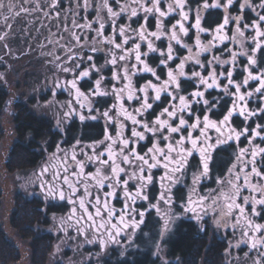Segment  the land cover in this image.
<instances>
[{"label":"snow or ice","instance_id":"1","mask_svg":"<svg viewBox=\"0 0 264 264\" xmlns=\"http://www.w3.org/2000/svg\"><path fill=\"white\" fill-rule=\"evenodd\" d=\"M111 3L115 9L110 0H100L95 6L90 0H71V7L69 0H49L43 5L48 11H43L36 0L32 9L23 10L11 0H0V12L9 13L6 21L11 14L31 11L55 22L53 35L59 39L49 44L55 43L63 54L55 55V63L66 79L56 77L49 91L66 90L73 97L67 102L65 119L76 116L81 122H104L102 140L82 144L76 139L70 148L61 147L67 140L55 145L52 158L57 164L42 166L33 182L41 202L49 207L59 206L58 202L71 204L68 219L76 218L71 229L74 235L97 244L102 251L123 248L121 255L134 246L138 231L144 234L146 217L160 213L161 204L167 209L159 234L163 240L175 217L174 209L179 207L198 222L208 218L218 227L240 230L236 246L246 243L257 250L255 264H261L264 223L255 220L264 219V0L255 4L253 0H203L194 9L187 0ZM233 6L236 15L229 14ZM213 8L223 9L222 22L205 29L201 10ZM247 9L256 15L251 22L245 20ZM89 13L95 19L89 20ZM173 15L179 19L165 29L164 20ZM190 15L196 32L192 46L182 39L189 36L185 24ZM149 18L155 19V30H149ZM121 19L126 23L119 24ZM133 23L138 27H132ZM229 25H234L232 36L226 31ZM106 27L110 35H105ZM204 32L212 36L207 44L200 39ZM162 39L167 41L165 49L155 44ZM174 45L186 49L187 55L180 56ZM217 49L228 58L216 55ZM153 53L160 57L156 67L149 64ZM98 54L105 57L109 77L96 65ZM240 57L246 59L243 67ZM144 73L152 79L137 87L135 80L143 79ZM235 73L242 79H234ZM93 76L98 78L93 80ZM106 79L114 82L110 89L102 87ZM182 80L191 82L193 90L182 87ZM82 82L91 84L87 93L81 90ZM250 102L257 107L249 109ZM106 104L109 106L104 107ZM236 116L242 118L239 130L233 126ZM57 129L62 132L59 120ZM242 138L244 147L240 146ZM232 148L236 151L230 166L216 175L214 157ZM193 158L198 162L191 163ZM205 182L215 187L201 193ZM155 185L160 192L150 200L148 193ZM181 185L191 187L186 197L176 198L173 191ZM137 202L142 210L137 209ZM60 230L67 233L69 228L62 222ZM155 247L159 254L160 244Z\"/></svg>","mask_w":264,"mask_h":264},{"label":"trees","instance_id":"2","mask_svg":"<svg viewBox=\"0 0 264 264\" xmlns=\"http://www.w3.org/2000/svg\"><path fill=\"white\" fill-rule=\"evenodd\" d=\"M11 2L19 5L22 10L23 8L32 9L34 7L33 0H11ZM48 2L49 0H36V3L41 8ZM90 2L95 6L99 0H90ZM202 2L203 0H187V3L193 9ZM257 2L258 0H253L254 4ZM121 3H123V0H121ZM221 3H223V0H221ZM110 5L114 9L116 8V5L112 4L111 0ZM68 6L71 7V0H69ZM160 7L164 10L165 4L161 3ZM20 9H17V11H20ZM43 11H48V9L43 8ZM61 14L63 15V8H61ZM229 14H237L235 6L229 9ZM7 15H9L7 10L0 12V37H3V39H0V168L4 165L8 173H13L16 171L32 170L38 167V165L45 163L48 152L55 150V145L63 140H67V143L61 146L69 148L75 143L76 139L81 140L83 144L101 139L104 122L102 120L81 122L78 117H73L63 124L61 132L54 128L52 117L33 112L31 106L35 105L36 102L49 100L51 97L49 89L52 87L54 79L56 77L66 79L55 63V55L63 54L58 52L55 43L49 44V41L55 42L59 39V37L53 35L57 29L52 26L55 22L50 23L40 12H36L34 15L31 11L28 15L20 14L16 16L15 14H11V18L6 21L4 17ZM201 16V26L211 30L222 22L224 11L222 8H213L207 11L201 10ZM87 18L93 20L95 19V15L89 13ZM178 18V15L167 17L164 20L165 29L170 28ZM105 19H107L106 16ZM254 19H256L255 12L247 9L245 11V20L251 22ZM194 22V16L190 15L185 25L189 28V36L182 37L184 43H187L189 46L193 45L196 35L195 29L191 28ZM118 23L123 24L126 21L121 19ZM132 27L135 28L138 25L133 23ZM233 27L234 25H229L226 30L229 36L233 34ZM148 28L149 30H155L154 18H149ZM253 34L246 33L247 36ZM105 35H110L107 27ZM200 39L202 43L207 44L212 39V36L209 32H204L200 35ZM155 44L156 47L165 49L167 41L162 39L155 42ZM228 46L233 47L231 44ZM174 47L180 56L187 55L186 49L175 45ZM246 47L248 46L246 45ZM215 54L221 56L223 59L228 58L219 49L216 50ZM104 59L105 57L98 54L96 65L101 68L102 74L105 77H109L111 73L108 68L104 67ZM159 59V54L153 53L149 58V64L156 67ZM239 64L243 67L246 64V59L240 57ZM219 70L217 68V71ZM141 75L143 79L135 80L137 87L152 79L150 74L144 73ZM96 78L98 77L93 76V80ZM234 79L239 81L242 79V75L235 73ZM46 81H48L50 87L46 88ZM113 83L106 79L102 87L110 89ZM184 86L188 87V91L193 90L191 82L182 80V87ZM90 87L91 84L87 82H82L81 84V90L85 93L88 92ZM251 87L252 85L250 84L249 88ZM54 95L57 96L55 97L57 101L66 100L71 97L66 91L54 90ZM109 102L111 103V100ZM108 106L107 104L104 105V107ZM97 107H100V105H97ZM256 107V103L250 102L248 104L249 109ZM5 117L10 119L11 127L15 129L14 135L16 138L11 145L8 147L4 146L2 150L7 131L3 125ZM241 121L242 118L239 116L233 119V126L238 130L242 127ZM240 146H246L243 138L241 139ZM235 151L236 149L232 148L229 151L221 152L218 158L214 157V171L216 175H220L226 166H230L232 154ZM194 162H198L196 158ZM190 187L191 185L188 186V188ZM213 187H215L214 184L205 182L200 192L203 193ZM188 188L182 185L179 186L178 190L174 191L173 196L176 198L186 197ZM14 195L12 202L14 207L9 215L10 224L14 229L15 236L26 242L30 249L29 264H50L49 250L53 237L47 234V231L42 227L45 228L50 223L51 213L63 211L64 205L49 207L46 203L41 202L40 193L38 195L35 193L29 195L17 191ZM154 195L156 196L155 191L151 194L150 200ZM3 197L0 184V208ZM179 202L183 204L184 200L180 199ZM174 212H178L181 217L176 222L171 234L164 241L167 246L165 247V259H161L158 255L154 254L151 248H139V250L129 252L128 257L116 259L113 264H165V262H168V264H177V262L178 264H242L239 257L249 258L250 256L255 261L258 258L259 252L257 250L253 251L254 256L248 252L249 245L239 244L238 247L236 246L242 236L240 230L233 231L232 229L218 227L212 219L208 218L202 223L198 222L190 215L183 214L179 207H176ZM162 216H157L155 212L149 215L150 222L148 228L152 225L154 228H151V232L156 235L162 225ZM255 222L264 223V219H256ZM256 235L259 236L260 234L257 233ZM113 255L114 253L111 254V256ZM19 261V249H17L16 243L7 236L6 230L0 220V264H18ZM255 261H253L254 264ZM53 264L62 263L54 262ZM85 264L93 263L92 261H86ZM243 264L245 263L243 262ZM261 264H264V260L261 261Z\"/></svg>","mask_w":264,"mask_h":264},{"label":"rangeland","instance_id":"3","mask_svg":"<svg viewBox=\"0 0 264 264\" xmlns=\"http://www.w3.org/2000/svg\"><path fill=\"white\" fill-rule=\"evenodd\" d=\"M100 2V0H99ZM98 2V3H99ZM161 8V7H160ZM179 19V18H178ZM186 25V24H185ZM178 30V29H177ZM61 80H64L63 77H59ZM53 84V83H52ZM46 88L50 87L48 81H46ZM52 88V87H51ZM69 94L68 92H66ZM51 97L49 100L36 102L35 105L31 106L33 112H36L39 115H48L53 119V126L56 130L57 129V121H60V129L63 130V124L67 122L69 119L76 117L72 116L70 118L65 119L64 112L68 109L66 107L67 102L72 100L73 97L71 96L69 99L57 101L56 95H54V91H50ZM70 95V94H69ZM75 106V105H73ZM4 127L6 131V139H4L3 147H8L15 141V129L11 127L10 119L5 117L4 118ZM48 152L46 156L45 163L38 165L35 169L27 170V171H16L13 173H8L5 170V166L2 165L0 168V175H1V188L3 192V199L1 201V208H0V220L3 224V227L6 230L7 236L11 239L14 243H16L17 249L20 252V261L18 264H29L30 263V249L26 242L22 241L20 238L15 236L14 229L11 227L10 224V212L13 209V200H14V193L17 191L22 192V194H39V189L35 187L33 183L36 178V174L39 172L42 166L46 165L48 161L52 159V153ZM71 215L70 209L67 212L61 211L56 213H51V221L50 223L44 227L51 237H53V242L50 246L49 250V259L50 264L54 262H59L62 264H85L86 261H92L93 264H113L116 259L118 258H125L128 257L129 252L133 250L141 249H148L151 248L154 254L158 255L161 259H165V251L167 247L165 245V239L171 234L172 230L175 227L176 222L181 217L178 212L175 213V217H172L170 223V230L166 232L163 236V240L160 239V229L157 231V235L151 232V228H154L152 225L148 228L146 225L142 231L143 235L138 231L137 232V239L135 240V244L132 248L128 249L125 254L121 255V252H124V249L121 248L118 251H113L112 247L107 248L106 250H101V248L95 243H86L85 239L82 237H76L71 233H62L60 230V226L62 222L65 224V221L68 220V217ZM178 217V218H176ZM163 219V216L161 217ZM162 221V220H161ZM162 224V223H161ZM66 226V225H65ZM45 234V233H43ZM252 233H249L251 236ZM160 244L161 251L159 254L156 253V244ZM240 245H247L246 243H241ZM253 249L249 247V253L253 255ZM114 253L113 256L111 254ZM254 256V255H253ZM242 259V260H241ZM239 260L243 264H254L253 257H243Z\"/></svg>","mask_w":264,"mask_h":264},{"label":"flooded vegetation","instance_id":"4","mask_svg":"<svg viewBox=\"0 0 264 264\" xmlns=\"http://www.w3.org/2000/svg\"><path fill=\"white\" fill-rule=\"evenodd\" d=\"M66 91V90H65ZM67 92V91H66ZM135 106H137V105H132V107H135ZM109 131L113 134V135H115V131L113 130V128L112 127H109ZM103 139V135H102V138L101 139H98V140H92L93 142L94 141H99V140H102ZM92 141L90 142V143H92ZM83 144V143H82ZM84 144H86V143H84ZM62 147V146H61ZM71 147V146H70ZM69 147V148H70ZM55 149V148H54ZM55 151V150H54ZM99 151V150H98ZM78 158H81L82 159V157H78ZM194 160H195V158H193L190 162L191 163H193L194 162ZM57 164V161L55 160V159H51L50 161H48V163H46V165H49L50 166V168H51V166H54V165H56ZM194 164H195V162H194ZM89 171H91V170H94V169H92V168H89L88 169ZM193 170H195V169H193ZM156 175H159V173L158 172H154V176H156ZM154 191H155V194H156V196L158 197V195H159V192H160V187H159V185H155V186H153L152 188H150V190H149V197L151 196V194L152 193H154ZM174 191H175V189H174ZM174 191H173V194H174ZM58 204L59 205H64V209H63V211L64 212H67L69 209H70V212H71V207H72V205L71 204H69V203H66V202H58ZM115 206L117 207V208H120L121 207V204L119 203V202H116V204H115ZM137 209L138 210H142L141 209V203L140 202H137ZM160 208H161V212L160 213H156L155 212V214L157 215V216H162L163 215V213H165L166 211H167V209H166V207L163 205V204H161L160 205ZM56 213V212H55ZM58 213V212H57ZM79 215V209H77V216ZM75 217H72V219L71 220H66L65 221V225L69 228V231H68V233H71V234H73V231L71 230L74 226H75ZM137 219H139V217H137ZM149 216H147L146 217V220H145V224L148 226L149 225ZM145 226H142V229L144 228ZM83 238V237H82ZM88 238L89 239H92L93 238V236L92 235H89L88 236Z\"/></svg>","mask_w":264,"mask_h":264}]
</instances>
